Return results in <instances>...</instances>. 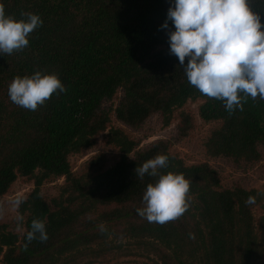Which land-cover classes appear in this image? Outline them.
Wrapping results in <instances>:
<instances>
[{
	"label": "trees",
	"instance_id": "trees-1",
	"mask_svg": "<svg viewBox=\"0 0 264 264\" xmlns=\"http://www.w3.org/2000/svg\"><path fill=\"white\" fill-rule=\"evenodd\" d=\"M264 21V0H248ZM6 15L38 14L43 23L29 44L0 55V201L18 177L34 183L17 212L24 232L0 224V264H75L91 245L104 241L102 223L126 220L125 233L150 241L160 264H264V217L254 210L264 192L241 185L223 187L220 170L208 162L188 165L173 154L174 143L194 129L193 115L181 111L172 136L144 147L121 128L110 127L111 113L137 130L157 116L163 127L189 101H200L198 116L219 122L204 140L206 157L251 167L264 147V100L247 98L243 110L229 114L223 101L191 86L177 57L170 54L166 19L169 0H0ZM187 62V58L185 60ZM54 72L66 91L53 93L30 111L12 103L8 85L15 76ZM122 97L112 111L102 107ZM107 131L106 144L118 154L109 163L96 153L75 172L70 156L90 150ZM157 154L168 156L162 172L182 173L190 181L189 207L165 224L137 214L142 194L155 177L134 169ZM63 178L47 202L40 187ZM249 196L254 203L247 204ZM116 206L92 215L102 207ZM45 223L48 239L27 242L33 219ZM260 221V222H259ZM191 234V236H190ZM27 244V247H25Z\"/></svg>",
	"mask_w": 264,
	"mask_h": 264
},
{
	"label": "clouds",
	"instance_id": "clouds-1",
	"mask_svg": "<svg viewBox=\"0 0 264 264\" xmlns=\"http://www.w3.org/2000/svg\"><path fill=\"white\" fill-rule=\"evenodd\" d=\"M169 4L161 27L168 30V21L173 25L174 30L167 32L169 52L177 57L188 83L201 94L223 101L229 114L243 110L242 102L249 97L264 100V21L248 0H169ZM21 15V19L6 15L0 4V55L26 48L29 35L43 23L36 13ZM65 91L56 73L40 70L15 76L8 85L10 101L30 111L44 105L53 93ZM168 159L157 154L134 169L140 178L145 174L156 178L146 185L143 206L136 210L149 223L165 224L189 207L190 181L182 173L162 172ZM254 200L249 196L245 202ZM104 230L101 225L100 231ZM25 239L46 241L45 223L34 218Z\"/></svg>",
	"mask_w": 264,
	"mask_h": 264
},
{
	"label": "rangeland",
	"instance_id": "rangeland-1",
	"mask_svg": "<svg viewBox=\"0 0 264 264\" xmlns=\"http://www.w3.org/2000/svg\"><path fill=\"white\" fill-rule=\"evenodd\" d=\"M122 95L123 91L121 89L118 90L114 99L104 101L102 107L112 111ZM200 103V101H189L182 109L174 111L173 119L167 127H163L159 118L153 116L141 128L133 130L117 121L113 117V113H111L110 127L123 129L134 139L140 140V147H144L156 139L172 136L179 121V113L181 111L189 112L194 116V129H192L188 137L174 143L171 147V152L183 158L188 165L208 162L218 168L221 173V185L223 187L241 185L247 189L255 188L264 192V147L260 148V161L251 167L234 164L224 159H212L205 156L202 148L203 142L208 137L210 131L220 123L202 121L197 112ZM106 140L107 131L95 138V144L92 149L71 155L69 160L72 170L77 172L83 163L96 153H104L109 163L116 159L118 156L116 150L108 146ZM62 183L63 178L44 182L40 187L42 197L49 202L52 197L58 194V187ZM33 188L34 183L32 180L18 177L11 185L9 191L2 197L0 201V224H6L7 230L20 235L24 232L23 222L18 219L20 216L17 212V201L25 199ZM115 207L99 208L92 216L96 217L100 212L109 211ZM254 213L257 221L261 216L264 217V196L262 203L256 206ZM126 222V220L116 219L111 222L102 223L101 225L106 230H109L108 237L104 241L91 245V249L85 252L86 255L77 260L75 264H160L157 256L153 253V249L148 244L150 241L133 239L126 235L124 230Z\"/></svg>",
	"mask_w": 264,
	"mask_h": 264
}]
</instances>
